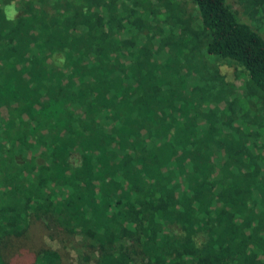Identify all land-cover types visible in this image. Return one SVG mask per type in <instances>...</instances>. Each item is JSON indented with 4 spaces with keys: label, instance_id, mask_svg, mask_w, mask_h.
Segmentation results:
<instances>
[{
    "label": "trees",
    "instance_id": "obj_1",
    "mask_svg": "<svg viewBox=\"0 0 264 264\" xmlns=\"http://www.w3.org/2000/svg\"><path fill=\"white\" fill-rule=\"evenodd\" d=\"M12 2L0 264H264V0Z\"/></svg>",
    "mask_w": 264,
    "mask_h": 264
},
{
    "label": "rangeland",
    "instance_id": "obj_2",
    "mask_svg": "<svg viewBox=\"0 0 264 264\" xmlns=\"http://www.w3.org/2000/svg\"><path fill=\"white\" fill-rule=\"evenodd\" d=\"M234 6H236V4H234ZM184 8L186 9L185 11L189 12L193 17L196 16V9L191 3H186L184 5ZM216 64V66L218 67L217 69L224 75L225 79L227 81L233 82L235 95L241 94V91L244 88V75L239 72L238 78L234 80L233 75L236 69L232 65H229L226 62H217ZM239 96H242V94ZM237 97L235 99H239ZM55 232L56 230L53 229L52 234L50 233L48 234V236L46 234L44 226L40 222L32 221L29 228L25 231L24 235L19 239L20 242L14 245V241H9L6 244L5 254L10 260L11 255L14 254L10 253L11 251L14 252L16 250L15 246H23L26 250L27 246H32L33 244L37 246L40 243H43L50 246L51 248H58L60 250L63 264H75L78 260L76 258V253L72 248L73 245H71L70 248V243L68 244L66 241L60 243V240H58L59 238L55 234H53Z\"/></svg>",
    "mask_w": 264,
    "mask_h": 264
},
{
    "label": "clouds",
    "instance_id": "obj_3",
    "mask_svg": "<svg viewBox=\"0 0 264 264\" xmlns=\"http://www.w3.org/2000/svg\"><path fill=\"white\" fill-rule=\"evenodd\" d=\"M17 14H18V10H17L16 5H15V0H13L12 3H10L4 7V15H5V19L7 21L14 22V19H15Z\"/></svg>",
    "mask_w": 264,
    "mask_h": 264
}]
</instances>
